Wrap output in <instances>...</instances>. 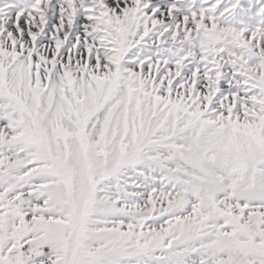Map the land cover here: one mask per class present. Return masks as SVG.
I'll return each mask as SVG.
<instances>
[{
  "label": "snow or ice",
  "instance_id": "snow-or-ice-1",
  "mask_svg": "<svg viewBox=\"0 0 264 264\" xmlns=\"http://www.w3.org/2000/svg\"><path fill=\"white\" fill-rule=\"evenodd\" d=\"M0 264H264V0H0Z\"/></svg>",
  "mask_w": 264,
  "mask_h": 264
}]
</instances>
